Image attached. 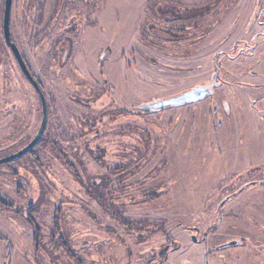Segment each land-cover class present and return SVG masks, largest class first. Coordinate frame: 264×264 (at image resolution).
Here are the masks:
<instances>
[{
	"label": "rangeland",
	"instance_id": "rangeland-1",
	"mask_svg": "<svg viewBox=\"0 0 264 264\" xmlns=\"http://www.w3.org/2000/svg\"><path fill=\"white\" fill-rule=\"evenodd\" d=\"M5 2L0 160L36 137L42 97L47 121L36 145L0 163V264H149L186 225L205 241L202 260L239 238L244 213L264 224L263 40L223 65L213 95L148 105L210 83L255 0H12L11 40L39 89L5 40ZM251 233L236 252L264 264V233L258 247Z\"/></svg>",
	"mask_w": 264,
	"mask_h": 264
},
{
	"label": "flooded vegetation",
	"instance_id": "flooded-vegetation-1",
	"mask_svg": "<svg viewBox=\"0 0 264 264\" xmlns=\"http://www.w3.org/2000/svg\"><path fill=\"white\" fill-rule=\"evenodd\" d=\"M242 5L244 7L245 3ZM242 5L239 6V11L241 12H242L241 9ZM250 6L252 7L251 12L248 13L246 17H241L239 22L236 24L237 27L239 26V32L237 33V35L235 34L231 36L236 39L234 40L233 38L226 37L227 38V39L225 38L226 41L230 39L233 42L230 45L228 44L229 46L225 44H224L225 46H221L220 49H223V51L221 50L220 52H217V54L213 56L214 70L212 71V75L214 73L213 76L214 78L212 79V75H211L210 83L197 85L193 87V88L200 86L212 87V91L209 92L208 95H206L205 97L213 95L215 92V88L220 87L223 83H225L226 80H224V78L229 76L230 71L223 66L224 64H227L229 60L231 61L236 60L241 56H245V57L248 56L249 58L252 57L256 49L259 47L260 41L263 40L264 42V1L255 0L254 4ZM228 20L229 21L232 20L233 22L237 21L238 14L230 12L228 14ZM224 49H230V50L224 51ZM218 59L220 60L218 61ZM193 62H194L193 60L191 61L189 59L188 67ZM184 64L187 65L186 62H184ZM215 68H217V70ZM214 110L216 114L218 111L217 107H214ZM254 182L256 181L254 180L253 182L250 183H254ZM238 192H240V190ZM231 197H232L231 195H228L225 197V199H223V201L220 204V209H223L224 204L226 203V201L231 199ZM247 225H250L251 228L256 229L253 230L249 228L254 233L255 232L257 234L264 233V231L260 232V227L264 229V226L262 227L259 223L255 221L248 222L247 220H245V222L241 224L243 228H247L246 227ZM190 229L194 231L197 230L192 225L190 226L186 225V227L182 229L183 233L179 241L176 240L174 237H171V235L169 234L170 232L165 231L166 232L165 239H167L166 241L167 245L163 249L158 251L157 254L153 252V255H151L148 261L150 260L149 261L150 263L151 261L152 263L153 261H155L154 264H244L245 262H248L247 264L250 263L249 261H244L242 259L243 257L242 254H238V252L236 253L235 251L233 252V250H231L234 249L235 247L248 245V243H250L249 240L243 236V231H238V233L235 234L236 237L239 238H233L230 239L229 241L218 243L210 250L209 248H207V251L205 250V252L203 253L202 260H200L199 254L195 252L196 249L195 247L205 245V241L200 240L194 234L193 235L190 233L187 234V232H189ZM186 234L189 235L190 237L189 239L190 243L187 242L184 244V242L187 241ZM204 237H205L204 239H206V237H208V234L207 236L205 234ZM170 246H172V248H170ZM190 250H192L191 260H183L185 257H189L191 255V253L189 252ZM229 250L231 252H228ZM251 257L252 256H248L247 259L249 260Z\"/></svg>",
	"mask_w": 264,
	"mask_h": 264
},
{
	"label": "water",
	"instance_id": "water-1",
	"mask_svg": "<svg viewBox=\"0 0 264 264\" xmlns=\"http://www.w3.org/2000/svg\"><path fill=\"white\" fill-rule=\"evenodd\" d=\"M11 7H12V0H6L5 2V10H4V20H3V27H4V36L6 42L9 44L11 47L12 52L14 53L19 65L21 66L22 70L25 72L29 80L35 85L37 89H39L37 81L33 78L31 73L29 72L24 57L22 56L20 49L18 48L16 43H13L11 40V31H10V16H11ZM212 91V87L208 86H200L193 88L191 90H187L183 92L180 95L168 97V98H163L159 100H155L152 103H149L148 105H152L155 110L161 109V108H166L169 106H174L181 104L183 102H193L200 100L204 98L206 95H208L209 92ZM42 103H43V121L41 124V127L36 135V137L22 150L19 152L15 153L12 156H9L7 158L1 159L0 163H8L18 157H21L25 153H27L34 145L38 143V141L41 138V135L44 131V127L47 121V107H46V102L45 98L42 97ZM145 108H148L147 105H145ZM153 109V108H152Z\"/></svg>",
	"mask_w": 264,
	"mask_h": 264
},
{
	"label": "crops",
	"instance_id": "crops-1",
	"mask_svg": "<svg viewBox=\"0 0 264 264\" xmlns=\"http://www.w3.org/2000/svg\"><path fill=\"white\" fill-rule=\"evenodd\" d=\"M257 209L258 210H261V206H260V208L259 207H257ZM243 217H248V219L249 220H247V219H243V222H245V220H247L248 222H252V221H255V222H257V223H259L260 225L262 224V222L259 220L258 221V218L256 217V215H254V214H252V213H244L243 215H242ZM262 225H264V224H262ZM241 228H243L242 226H240ZM247 228H243V231H245V232H243V236L245 237V238H247V234L251 231L249 228H250V225H247L246 226ZM261 232V231H260ZM252 234V233H251ZM253 235V234H252ZM257 236V233L255 232L254 233V236L251 238V241H252V243L251 244H253V245H255L256 247H258L257 245H256V241L254 240H252V239H254L255 237ZM248 239V238H247ZM246 245H244V246H239V247H235L236 249H234V251L236 252L239 248H243V247H245ZM237 253V252H236ZM238 254H242L241 252L240 253H238Z\"/></svg>",
	"mask_w": 264,
	"mask_h": 264
},
{
	"label": "trees",
	"instance_id": "trees-1",
	"mask_svg": "<svg viewBox=\"0 0 264 264\" xmlns=\"http://www.w3.org/2000/svg\"><path fill=\"white\" fill-rule=\"evenodd\" d=\"M35 237H36V236H34V240H36Z\"/></svg>",
	"mask_w": 264,
	"mask_h": 264
}]
</instances>
